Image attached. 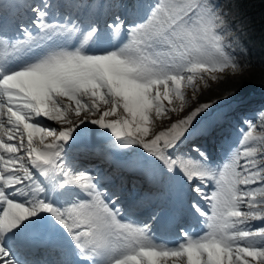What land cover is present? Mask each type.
<instances>
[{
	"label": "snow or ice",
	"instance_id": "obj_1",
	"mask_svg": "<svg viewBox=\"0 0 264 264\" xmlns=\"http://www.w3.org/2000/svg\"><path fill=\"white\" fill-rule=\"evenodd\" d=\"M246 27L238 0H0V264H264V98L200 99L252 66Z\"/></svg>",
	"mask_w": 264,
	"mask_h": 264
},
{
	"label": "trees",
	"instance_id": "obj_2",
	"mask_svg": "<svg viewBox=\"0 0 264 264\" xmlns=\"http://www.w3.org/2000/svg\"><path fill=\"white\" fill-rule=\"evenodd\" d=\"M241 19L246 24L242 35V45L247 49L246 60H250L252 71L240 82H221L217 88L218 93L225 89H235L239 97L264 92V0H238Z\"/></svg>",
	"mask_w": 264,
	"mask_h": 264
},
{
	"label": "rangeland",
	"instance_id": "obj_3",
	"mask_svg": "<svg viewBox=\"0 0 264 264\" xmlns=\"http://www.w3.org/2000/svg\"><path fill=\"white\" fill-rule=\"evenodd\" d=\"M237 51H239V47L237 48ZM242 54V53H241ZM245 60L247 59L246 57H243ZM252 71V69H250V68H248L242 75H238V76H236V77H234V78H230V79H228V80H225V81H227V82H231V83H237V82H240L242 79H244L246 76H248V74L250 73ZM220 83H218V84H216V85H214V87L211 89V90H205L204 92H203V94L200 96V99H205V98H207L209 95H211V94H220V93H218V91H219V89L217 88V86L219 85ZM192 94V90L191 89H189V95H191ZM158 123L160 124V125H167V123H168V120L167 119H164V120H159L158 121Z\"/></svg>",
	"mask_w": 264,
	"mask_h": 264
}]
</instances>
